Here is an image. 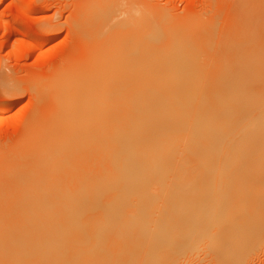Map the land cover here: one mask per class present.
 <instances>
[{"label": "bare ground", "instance_id": "bare-ground-1", "mask_svg": "<svg viewBox=\"0 0 264 264\" xmlns=\"http://www.w3.org/2000/svg\"><path fill=\"white\" fill-rule=\"evenodd\" d=\"M249 1L251 82L203 80L219 44L206 58L196 37L213 17L90 10L81 26L109 46L96 79L37 92L46 143L0 152L14 174L0 176V264L247 261L264 240V0Z\"/></svg>", "mask_w": 264, "mask_h": 264}, {"label": "rangeland", "instance_id": "rangeland-1", "mask_svg": "<svg viewBox=\"0 0 264 264\" xmlns=\"http://www.w3.org/2000/svg\"><path fill=\"white\" fill-rule=\"evenodd\" d=\"M243 1L120 0L117 3L112 2L110 4L108 0H0V152L15 147V149H19V151L21 149V152L25 153L26 150L23 151L24 149H32L33 147L40 146V144L42 145V143H46L44 139L47 140V136L46 139L42 137L45 133L41 135V132H46L47 128H44L46 126H43L44 129L42 127L40 129H33V126H31L33 122H30V120L34 121L35 116L33 119L31 118L35 113L39 112L40 105L42 106V111L48 110L50 106L49 100L41 99L40 101V94L44 88L47 95L53 92L50 97H54L58 94L60 81L65 79V77L66 80L64 82L68 81L67 79L71 81L96 79L98 69L106 63L104 59H101L102 55H104L102 53L106 52L109 46L105 44L103 46L101 41L93 40L91 34L87 33L89 29L86 31V27H82V24L83 21L90 17L91 12L100 11V8L101 11L103 9V12H106L103 14L106 18L104 19L103 15H101L103 18L101 21H107L113 14L122 15L128 9L130 13L134 8L138 9V7L149 17L169 13V17L171 14L172 17L174 15H182L180 16V20L183 16L185 18L195 16L202 20L208 19L209 21L216 19L217 28L215 29L214 27L215 30L209 32L211 34L215 33L212 36L211 34H209L210 36L208 35L212 40L207 36L206 28L203 30L206 33L202 36H197L196 39L200 38V40H197V45L198 48L205 50L203 54L206 58L210 56L207 53L208 49L218 47L217 44H219L218 52H220L216 55L212 67L206 65V68L201 61L195 66L200 68L204 66L206 68L205 71L209 67L211 68H209V75L206 76V72H203L205 74V76L203 75L205 77L203 80L234 82L247 80V82H251L255 79L253 76L257 74V70L254 69V67L257 68V60H255L256 56L254 52L252 53L250 49L248 51L249 47L244 45L247 47V49L244 47L246 50L244 51L242 46L245 41L244 37L247 36L243 37L242 32V16L244 15L242 13L247 10L246 7L241 6ZM247 1L250 2L249 0ZM246 4L247 2L245 1V6L249 5L251 7L250 3ZM111 5H114L112 8L113 12L110 11ZM145 7H149L152 16L150 15V10ZM241 7H244L246 10L242 12ZM250 7H248V10ZM90 10L92 11L90 12ZM153 11L155 12L154 14ZM86 15L87 18L85 17ZM177 18L179 19V16ZM180 22L178 24L180 29H186L187 23L182 24ZM214 34H217L215 40L213 39ZM205 36L208 40L204 38ZM231 39L234 40L233 43ZM241 40L244 41L242 42ZM248 40L252 41L253 39ZM209 42H211L210 45ZM231 44H234L232 48L229 47ZM225 46L227 47L225 48ZM212 49L210 51H213ZM247 52H250L252 55H249ZM98 55H101V57ZM179 64L182 63L180 62ZM62 71L63 73L61 74ZM200 77L202 80V73ZM200 77L198 80H200ZM194 80L197 79L194 78ZM47 81L50 83L48 84ZM54 84L56 85L54 86ZM37 92L41 93L37 94ZM43 120H46V117ZM39 135L42 137V143ZM30 149L29 151L27 150L28 153H30ZM0 155L2 156L1 153ZM9 162L0 161V176L2 175V178H4L3 174H5V178L14 176V174L10 175L12 170L11 167L8 168ZM4 170L8 171L7 175L10 176H7L3 172ZM245 253L248 254L247 257L249 258L240 264H264V240L253 250L252 247L250 250L246 248ZM191 261L193 262L189 261L190 264H198L195 260ZM187 262L184 263L187 264Z\"/></svg>", "mask_w": 264, "mask_h": 264}]
</instances>
